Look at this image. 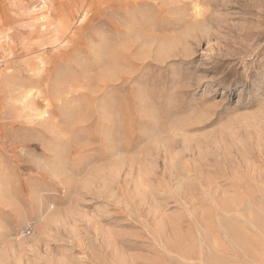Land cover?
I'll return each instance as SVG.
<instances>
[{
  "label": "rangeland",
  "instance_id": "obj_1",
  "mask_svg": "<svg viewBox=\"0 0 264 264\" xmlns=\"http://www.w3.org/2000/svg\"><path fill=\"white\" fill-rule=\"evenodd\" d=\"M0 42V264H264V0H0Z\"/></svg>",
  "mask_w": 264,
  "mask_h": 264
},
{
  "label": "bare ground",
  "instance_id": "obj_2",
  "mask_svg": "<svg viewBox=\"0 0 264 264\" xmlns=\"http://www.w3.org/2000/svg\"><path fill=\"white\" fill-rule=\"evenodd\" d=\"M173 36V35H172ZM1 43V42H0ZM161 43V42H160ZM166 43V42H165ZM169 43V42H168ZM2 44V43H1ZM4 44H6V43H4ZM150 44V43H149ZM148 46V45H147ZM166 46V45H165ZM7 47V46H6ZM143 47V46H142ZM170 47V46H169ZM10 48V47H9ZM147 48V47H146ZM168 48V47H167ZM0 49H3V51H4V53H6L5 52V49L4 48H1L0 47ZM145 52V51H144ZM7 54V53H6ZM1 55H2V57L4 58V54L3 53H1ZM103 58V57H102ZM114 59V58H113ZM12 62V61H11ZM6 69H8V67H6ZM4 76V75H3ZM5 78V77H4ZM3 81V80H2ZM4 82H5V80H4ZM3 82V83H4ZM23 86V85H22ZM25 86V85H24ZM31 86V85H30ZM24 88V87H23ZM33 88V87H32ZM32 88H29V89H26V90H23V94H22V97H25L26 95H29V94H31V91H32ZM35 88V87H34ZM18 89H20V88H18ZM34 90V89H33ZM34 93H35V90L33 91ZM33 93V94H34ZM18 94V93H17ZM27 98H29V97H27ZM17 100H19V99H17ZM26 101V100H25ZM103 104V103H102ZM26 106H28L27 105V103H26ZM111 106V105H110ZM23 109H25L24 107H23ZM44 110V109H43ZM107 110V109H106ZM41 113V112H40ZM42 114V113H41ZM41 114H39V115H41ZM108 120H109V116H107L106 117ZM123 121V120H122ZM90 128V127H89ZM112 141V140H111ZM120 142V141H119ZM119 145V144H118ZM58 150V149H57ZM56 150V151H57ZM53 151V150H52ZM55 151V152H56ZM54 153V152H53ZM52 153V154H53ZM57 154V153H56ZM54 156H56L57 157V155H54ZM54 158V157H53ZM59 159V158H58ZM7 183H9L8 182V180L7 181H5V180H3L2 178H0V201H2L4 198H5V196H6V193H8V192H6L5 191V188H6V186H7ZM8 187V186H7ZM33 188V187H32ZM30 198V197H29ZM45 201L40 197V198H38V201H37V213H38V215H40V217L41 218H44L45 217V211H47L46 209H45ZM234 210V209H233ZM9 247H12V246H9ZM129 263V262H128Z\"/></svg>",
  "mask_w": 264,
  "mask_h": 264
},
{
  "label": "built area",
  "instance_id": "obj_3",
  "mask_svg": "<svg viewBox=\"0 0 264 264\" xmlns=\"http://www.w3.org/2000/svg\"><path fill=\"white\" fill-rule=\"evenodd\" d=\"M0 62H1V60H0Z\"/></svg>",
  "mask_w": 264,
  "mask_h": 264
}]
</instances>
